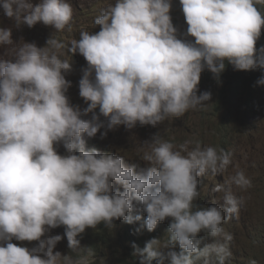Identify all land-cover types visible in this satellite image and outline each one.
I'll list each match as a JSON object with an SVG mask.
<instances>
[{
  "label": "clouds",
  "instance_id": "1",
  "mask_svg": "<svg viewBox=\"0 0 264 264\" xmlns=\"http://www.w3.org/2000/svg\"><path fill=\"white\" fill-rule=\"evenodd\" d=\"M178 8L186 28L173 24L172 0H115L95 18L98 32L80 31L68 52L86 66L82 109L67 95L65 44L47 36L38 47L13 27L15 18L30 30L70 31L72 5L0 0V264H231L243 248L244 202L231 185L250 180L242 170L217 180L234 156L157 130L144 152L127 146L138 123L179 130L184 114L211 98L219 111L228 93L257 84L264 93V0H180ZM209 173L216 177L199 179ZM260 224L254 240L264 255ZM60 226L66 256L54 252L64 237L46 239ZM117 238L130 256L102 262L96 241Z\"/></svg>",
  "mask_w": 264,
  "mask_h": 264
},
{
  "label": "rangeland",
  "instance_id": "2",
  "mask_svg": "<svg viewBox=\"0 0 264 264\" xmlns=\"http://www.w3.org/2000/svg\"><path fill=\"white\" fill-rule=\"evenodd\" d=\"M67 2L73 7L72 19H75V22L73 20L70 22V31L65 28L60 33V31H56L53 26L49 25H47V28L32 27V30H30L23 26H18L15 18L13 27L22 34L24 42H35L38 47L46 46L44 38L47 36H53L59 42L65 44V48L61 50L64 54L62 58L67 59L71 64V71L66 72L65 77L72 82L67 95L73 105H79L83 109L87 107V104L79 96L78 81L82 76V69L86 66L81 62L82 58L76 59L72 53L68 52V47L73 39H79L81 30L93 33L98 32L100 27L95 25V18L109 4H114L115 0H67ZM32 3L38 5L40 0H32ZM174 3L175 1L172 0V4ZM180 33L183 34L184 32L180 30ZM189 39L194 40L192 37H189ZM11 47L16 53L21 46L11 45ZM199 94V91H197V95ZM252 99L256 106V113L247 119L245 116L247 113L245 104H251ZM217 102L218 97H214L206 102L203 107L198 106L196 109L188 110L184 114L185 118L182 119L184 123L179 130L177 127H173L171 123L163 125L160 128L151 125L140 126L138 123L136 129L133 131V136L130 137L134 140H128L127 146L144 152L147 148L144 141H147L149 134L153 130H157L156 132L162 134L164 137L184 138L188 135L192 136L191 140L195 144L197 142L200 145L204 142L215 143L221 149L230 153L231 156H234L232 160L234 169L227 168L224 171L225 175L217 180L224 183L225 180L234 176L237 170H242L250 180V185L245 189H240L234 184L231 185V188L237 192L238 196L243 197L244 203L239 208L240 220L238 229L243 233L244 238L247 237V241L243 240L241 243L243 248L236 249L231 264H253L256 259L264 263V255L258 254L261 246L258 249L254 240L256 233L260 237L263 236L260 223L264 220V212L262 216H257L256 212L264 200V195L262 196L264 193V107H261L259 103L264 104V93L257 91V95H254L250 88L246 93L242 91L236 96L228 93L223 97L219 105L220 110L215 111L214 107L217 105ZM234 104L240 109L239 112L232 108ZM225 116L229 117L228 121L224 120ZM88 117L90 118V115ZM102 118L104 117L101 116ZM214 177L216 176H212L209 173L203 177H199V179L206 180ZM210 182L211 180H207L204 184ZM205 194L212 195L213 193L210 189H206ZM93 229L95 228H87L85 232L89 233ZM55 235H61L64 238L57 244L54 252H60L65 256L70 254L71 249L68 247L66 236H64V227L54 228L46 239L49 236ZM109 246L101 244L102 250L105 253V259L115 262L130 256V252H128V255H125L127 250L122 245H119L118 238L115 241H111ZM103 260L101 258L102 262Z\"/></svg>",
  "mask_w": 264,
  "mask_h": 264
},
{
  "label": "trees",
  "instance_id": "3",
  "mask_svg": "<svg viewBox=\"0 0 264 264\" xmlns=\"http://www.w3.org/2000/svg\"><path fill=\"white\" fill-rule=\"evenodd\" d=\"M179 5H180V0H175V3L172 4V9H171V12L173 13V14H171L172 21H173V24L177 28L178 27L186 28L187 24H186V21L184 19V15H183V12H182L181 8H178ZM261 6H263V5H261ZM259 10L261 11L262 7H260ZM263 39H264V37H262V40ZM231 86L232 87H236V85H231ZM261 88H263L262 85H259V84L252 85V91H253L254 95H256L257 94V90L261 89ZM251 101L253 102V99ZM262 107H264V104L262 105ZM136 264H139V263H136Z\"/></svg>",
  "mask_w": 264,
  "mask_h": 264
},
{
  "label": "water",
  "instance_id": "4",
  "mask_svg": "<svg viewBox=\"0 0 264 264\" xmlns=\"http://www.w3.org/2000/svg\"><path fill=\"white\" fill-rule=\"evenodd\" d=\"M35 43V42H34ZM3 46H0V49L2 48ZM223 74V73H222ZM264 195V193L262 194V196ZM211 197V196H210ZM263 212H264V200H263V202H262V204L260 205V207L258 208V210H257V212H256V215L257 216H262L263 215ZM169 219V222H171V218H168ZM166 230H167V228H166ZM167 240V234L166 233H164V235L163 236H161V242H162V244L165 242ZM105 244V245H107L108 246V243H109V241H105L104 242V240H102V239H98L97 241H96V245H97V247H98V254H96L98 257H100V258H106L105 257V254H104V256H102V254L104 253V251L102 250V247H101V244ZM96 253V252H95Z\"/></svg>",
  "mask_w": 264,
  "mask_h": 264
},
{
  "label": "bare ground",
  "instance_id": "5",
  "mask_svg": "<svg viewBox=\"0 0 264 264\" xmlns=\"http://www.w3.org/2000/svg\"><path fill=\"white\" fill-rule=\"evenodd\" d=\"M257 95V94H256ZM260 103V105H261V107H262V105H263V103H261V102H259ZM250 106L252 107V109H256V106H255V104H254V102H252L251 104H250ZM247 107V110H249V112L250 113H252V115L253 114H255V113H253V111H251V109H248V106H246ZM254 111H256V110H254ZM235 147V146H234ZM214 198V197H213ZM136 264V263H135Z\"/></svg>",
  "mask_w": 264,
  "mask_h": 264
}]
</instances>
